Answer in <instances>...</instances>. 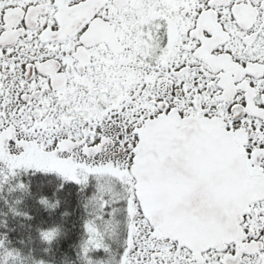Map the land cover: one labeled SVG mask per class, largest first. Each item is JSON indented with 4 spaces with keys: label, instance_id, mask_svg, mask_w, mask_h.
Masks as SVG:
<instances>
[{
    "label": "snow or ice",
    "instance_id": "obj_1",
    "mask_svg": "<svg viewBox=\"0 0 264 264\" xmlns=\"http://www.w3.org/2000/svg\"><path fill=\"white\" fill-rule=\"evenodd\" d=\"M0 264H264V0H0Z\"/></svg>",
    "mask_w": 264,
    "mask_h": 264
}]
</instances>
